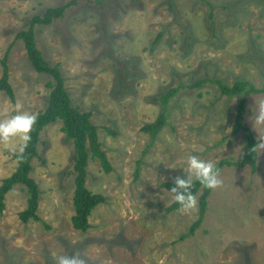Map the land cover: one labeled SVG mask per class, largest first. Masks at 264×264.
Wrapping results in <instances>:
<instances>
[{
	"label": "rangeland",
	"instance_id": "374dc122",
	"mask_svg": "<svg viewBox=\"0 0 264 264\" xmlns=\"http://www.w3.org/2000/svg\"><path fill=\"white\" fill-rule=\"evenodd\" d=\"M68 1L0 0V79L7 55L15 96L0 90V111L15 114L17 102L34 114L47 107L53 77L34 68L16 35L32 17ZM35 41L59 65L72 105L92 112L113 170L90 159L87 187L107 201L92 211L86 232L75 229L74 144L60 121L45 126L31 171L41 219L20 218L28 206L25 185L8 192L0 264H55L53 253L77 252L88 264H264V152L255 173L249 165L220 170L223 186L212 190L201 227L184 240L201 191L194 211L168 212L173 194L162 185L185 175L189 155L218 164L242 158L244 134L232 133L241 96L222 94L216 83L187 87L170 100L155 138L141 129L161 112L158 98L180 84L212 78L264 87V0H77L52 23L37 24ZM260 99L264 92L249 95L244 112L256 138L264 126L257 131L249 117ZM20 143L0 145V184L18 166Z\"/></svg>",
	"mask_w": 264,
	"mask_h": 264
},
{
	"label": "trees",
	"instance_id": "16d2710c",
	"mask_svg": "<svg viewBox=\"0 0 264 264\" xmlns=\"http://www.w3.org/2000/svg\"><path fill=\"white\" fill-rule=\"evenodd\" d=\"M77 0H70L67 3L49 7L43 15H36L29 21V27L17 33L16 38L22 39L25 43L29 59L34 68L41 73L50 74L53 81L47 83V86L52 88L47 107L37 113L38 120L31 131V141L25 149L23 156L20 152L15 153L18 161L16 170L8 177H5L0 184V212L5 209L6 195L16 185L22 184L27 188L28 206L20 212V218L24 222L31 219L40 220L38 215L40 205V187L38 182L31 176L33 168V158L38 155V142L40 140L41 131L45 126L52 122L60 121L62 123L61 130L68 139H71L74 148V167L75 173V190L73 195V203L75 214L72 217L73 227L81 232H86L90 227V216L92 211L100 204L107 201V196L92 191L87 187V167L91 158L99 159L102 169L109 173L113 170L112 164L108 159L107 153L102 148V143L99 140L98 126L93 123L91 111H83L72 105L70 94L65 85V78L59 68V65H53L44 56L38 48L35 41V26L48 25L54 19L61 17L66 9L75 4ZM161 33L155 38L153 46L158 43ZM3 73L0 79V90L6 91L12 100H14V90L9 82V67L7 64V55L3 59ZM207 83H216L219 85L221 93L228 96L240 95L241 100L238 104L237 114L232 133L242 132L245 138V151L240 160L224 158L218 164L221 170L225 165H236L240 167L251 166L252 172L258 171V151L253 152L252 149L257 144V138L253 130L245 123L244 112L249 95L264 92V87H257L254 83L248 80H237L233 84H228L221 79L200 78L192 84H180L176 87L169 88L158 99L162 104V110L157 118L150 123L142 126V131L149 133L154 138L167 124L169 107L168 104L180 90L184 88H201ZM202 96V92H199ZM108 132H115L106 128ZM163 187L171 189L175 186L174 181L164 182ZM194 195L199 196V215L198 218L191 224L188 232L181 235V240L193 236L199 229L205 219L208 210V198L211 195L212 189L204 188L195 183L192 189ZM180 206L173 202L167 207V211L171 212L178 210Z\"/></svg>",
	"mask_w": 264,
	"mask_h": 264
},
{
	"label": "clouds",
	"instance_id": "9594fccd",
	"mask_svg": "<svg viewBox=\"0 0 264 264\" xmlns=\"http://www.w3.org/2000/svg\"><path fill=\"white\" fill-rule=\"evenodd\" d=\"M22 109L23 105L17 102L14 106L15 114H10L6 109L0 111V145L8 144L13 138H18L21 142L18 149L21 157L32 139L31 131L38 120L37 114ZM249 119L256 130L258 126H264V99L255 100L253 113ZM10 150L16 151V147L13 146ZM252 151L264 152V135L259 133L257 144ZM185 163L186 167H183L185 175L175 177V186L170 190L173 194L172 199L180 206L178 211L182 214L190 213L197 207V197L192 191L196 182L212 190L223 186L216 161L204 160L193 154L187 157ZM53 259L55 264H88V259L79 252L71 255L53 253Z\"/></svg>",
	"mask_w": 264,
	"mask_h": 264
}]
</instances>
